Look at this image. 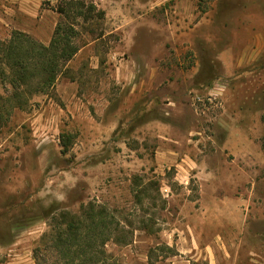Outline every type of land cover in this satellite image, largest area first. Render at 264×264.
I'll return each instance as SVG.
<instances>
[{
    "label": "rangeland",
    "instance_id": "obj_1",
    "mask_svg": "<svg viewBox=\"0 0 264 264\" xmlns=\"http://www.w3.org/2000/svg\"><path fill=\"white\" fill-rule=\"evenodd\" d=\"M75 1L0 27L43 43L67 21L80 47L0 127V264H52L51 214L90 203L123 228L120 264H264V0H85L89 21Z\"/></svg>",
    "mask_w": 264,
    "mask_h": 264
},
{
    "label": "trees",
    "instance_id": "obj_2",
    "mask_svg": "<svg viewBox=\"0 0 264 264\" xmlns=\"http://www.w3.org/2000/svg\"><path fill=\"white\" fill-rule=\"evenodd\" d=\"M73 6L85 21L94 16H105L103 10L85 0H76ZM69 11L68 6L58 7V12L66 18ZM76 35L77 30L72 24L59 21L49 44L22 31H14L8 41L0 39V82L10 81L14 88L8 96L0 94V127L14 108H26L29 101L27 88L32 80L38 81L37 91L40 92L55 87L62 70L80 50L74 41ZM64 145L68 149L69 142ZM262 148L264 150V138ZM51 215V230L43 236L41 248L36 249V254L53 248L58 257L52 264H120L105 248L112 239L121 244L119 235L123 231L107 207L90 203L83 206L81 214L61 211ZM36 261L37 264H47L37 255Z\"/></svg>",
    "mask_w": 264,
    "mask_h": 264
},
{
    "label": "crops",
    "instance_id": "obj_3",
    "mask_svg": "<svg viewBox=\"0 0 264 264\" xmlns=\"http://www.w3.org/2000/svg\"><path fill=\"white\" fill-rule=\"evenodd\" d=\"M14 1V5H11L12 7H9L6 9V15L0 14V27H2V25L6 24L7 26L12 22V18H10L11 13H23V14H27L28 11L24 8L23 3L25 4L26 1L28 0H13ZM20 2V3H19ZM39 8H41V6L39 5ZM8 14V15H7ZM21 14V15H23ZM25 14V15H26ZM51 21H48V39H44L45 44H48L51 40L52 37H50V35L53 32V29L56 27V23L52 22V24L50 23ZM2 24V25H1ZM51 33V34H49ZM52 36V35H51ZM39 37L41 38V36L39 35ZM43 40V38H41ZM42 42V41H41Z\"/></svg>",
    "mask_w": 264,
    "mask_h": 264
}]
</instances>
